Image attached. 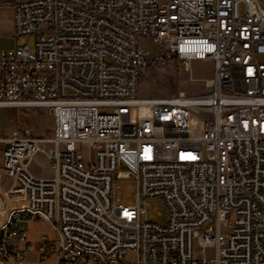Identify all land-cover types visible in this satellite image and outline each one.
<instances>
[{
	"label": "built area",
	"instance_id": "2783aa9c",
	"mask_svg": "<svg viewBox=\"0 0 264 264\" xmlns=\"http://www.w3.org/2000/svg\"><path fill=\"white\" fill-rule=\"evenodd\" d=\"M12 5L0 109H42L47 123L0 137V264H26L37 220L55 238L40 237L35 264H264V0ZM28 36L32 47L17 42ZM207 61L205 93L139 97L149 63ZM39 152L51 178L28 171ZM123 179L133 205L117 197ZM155 199L164 224L144 217Z\"/></svg>",
	"mask_w": 264,
	"mask_h": 264
},
{
	"label": "rangeland",
	"instance_id": "374dc122",
	"mask_svg": "<svg viewBox=\"0 0 264 264\" xmlns=\"http://www.w3.org/2000/svg\"><path fill=\"white\" fill-rule=\"evenodd\" d=\"M262 5V1H261ZM17 42L25 43L32 47L35 38L33 36L18 38ZM14 42L0 41V47H11ZM12 46V47H13ZM140 46L148 51L152 57L156 54V47L148 42H140ZM213 65L211 62H191L187 69L174 62H151L143 70L139 82V97L142 98H168L178 96L181 92L187 96H197L205 93V81L212 77ZM31 116L30 126L43 132L46 127V112L40 109H32L29 111ZM27 110H1L0 109V128L4 122L14 125L15 127L23 128L28 124L26 121ZM36 132V131H35ZM36 159L31 160L28 165V171L36 178L48 179L53 176V171L50 168L47 158L43 152L35 154ZM34 158V157H33ZM116 185L117 197L123 204L133 205L135 203V184L133 180L123 179L117 180ZM147 220L164 224L167 217V210L162 201L155 199L149 201L144 216ZM232 219L233 216H230ZM25 231L27 242L33 246V250L26 252L25 258L27 264H35L38 260L37 247L39 239L46 236L52 241L55 234L52 228L44 221H35L25 223ZM195 248H201L198 243H195ZM198 254V253H197ZM206 260H212L215 256V248L212 245L204 247V254H201ZM200 256V255H199ZM126 260H131L132 256H127ZM6 264H15L12 259H8ZM42 264H52L49 260Z\"/></svg>",
	"mask_w": 264,
	"mask_h": 264
},
{
	"label": "crops",
	"instance_id": "0c3cea01",
	"mask_svg": "<svg viewBox=\"0 0 264 264\" xmlns=\"http://www.w3.org/2000/svg\"><path fill=\"white\" fill-rule=\"evenodd\" d=\"M13 0H0V41H8L10 43L14 42L13 38V33H14V23H13V18H14V10H13ZM13 46V44H12ZM9 47H0V52L3 50L11 49ZM1 110H16L12 108H6V109H1ZM42 111V109H40ZM26 121L28 124L24 126L23 128L15 127L12 124H9L8 122H4L3 125L0 128V137L2 136H10L13 132H20L26 127H30L32 130L41 133L38 131V129H34V127L30 126L31 124V116L30 112L27 113ZM37 156L35 155L34 159H36ZM27 252V251H26ZM25 252V254H26ZM7 262V261H6ZM5 262V264H6ZM12 262L13 259H12ZM15 263V262H14ZM28 262L26 261V264Z\"/></svg>",
	"mask_w": 264,
	"mask_h": 264
},
{
	"label": "bare ground",
	"instance_id": "6f19581e",
	"mask_svg": "<svg viewBox=\"0 0 264 264\" xmlns=\"http://www.w3.org/2000/svg\"><path fill=\"white\" fill-rule=\"evenodd\" d=\"M180 94L183 95L182 92ZM147 112H148V109L147 108H145V109L142 110V114H144V115L147 114ZM191 126L192 127L198 126V122H197V120L195 118H192L191 119ZM9 184H10V178H8L7 176H5L0 171V191L1 192H4L8 188Z\"/></svg>",
	"mask_w": 264,
	"mask_h": 264
}]
</instances>
